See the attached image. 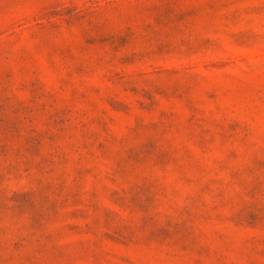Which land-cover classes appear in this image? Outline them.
I'll list each match as a JSON object with an SVG mask.
<instances>
[{"label": "rangeland", "instance_id": "374dc122", "mask_svg": "<svg viewBox=\"0 0 264 264\" xmlns=\"http://www.w3.org/2000/svg\"><path fill=\"white\" fill-rule=\"evenodd\" d=\"M0 264H264V0H0Z\"/></svg>", "mask_w": 264, "mask_h": 264}]
</instances>
